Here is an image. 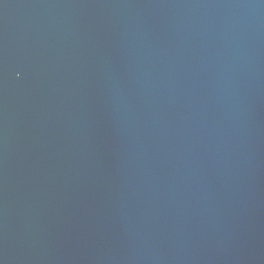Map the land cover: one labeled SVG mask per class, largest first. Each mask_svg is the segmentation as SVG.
I'll list each match as a JSON object with an SVG mask.
<instances>
[{"label":"water","instance_id":"obj_1","mask_svg":"<svg viewBox=\"0 0 264 264\" xmlns=\"http://www.w3.org/2000/svg\"><path fill=\"white\" fill-rule=\"evenodd\" d=\"M0 264H264V0H0Z\"/></svg>","mask_w":264,"mask_h":264}]
</instances>
